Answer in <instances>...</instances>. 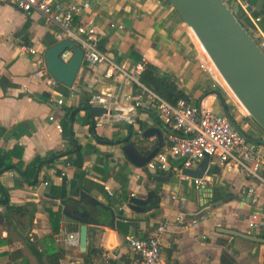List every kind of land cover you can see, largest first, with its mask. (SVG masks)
Returning a JSON list of instances; mask_svg holds the SVG:
<instances>
[{"label": "crops", "instance_id": "1", "mask_svg": "<svg viewBox=\"0 0 264 264\" xmlns=\"http://www.w3.org/2000/svg\"><path fill=\"white\" fill-rule=\"evenodd\" d=\"M60 1L90 5L75 22L94 21L100 50L106 56L96 66L83 62L74 83L75 96H67L62 107L49 102L48 81L35 77L38 66L28 49L34 47L45 55L49 48L66 39L50 28L40 14H26L0 1V157L19 147L23 169L38 166L29 182L20 172L11 170L0 176V183L7 190L11 206L36 209L29 235L32 240L41 250L39 241L52 232L50 212H61L63 220L55 240L65 246L62 240L76 233L75 228L79 233L80 225L67 218L64 211L73 206L71 199L86 192L111 207L120 218L119 247L115 251L106 247L109 229L90 232L87 253L90 247L101 250L91 264H138L139 257L130 247L129 239L147 237L163 222L169 224V232L162 241L164 264H221L224 253L235 264H264V244L222 233L232 230L264 239L260 237L264 236V230L252 231L248 226L252 215L264 213V182L245 180L212 159L204 176L211 180V185L197 189L192 181L180 176L184 159L169 156L168 171H150L146 166L135 167L123 151L124 145H135L140 138L159 145L155 133L149 139L143 137L150 130L162 133L165 150L173 135L172 128L159 120L155 106L147 101L141 107L135 106L139 89L124 73L131 75L142 59L157 68L161 76H169L194 105L204 102L224 114L215 94L218 92L238 127L249 138L264 141V131L245 113L228 87L217 75L201 69L199 58L203 51L193 31L168 0ZM245 1L252 15L262 18L264 29V0ZM237 7L242 23L249 27V19ZM94 95H119L113 110L124 111L125 116H104L94 124L87 108ZM73 108L72 123L70 119L69 122L74 138L68 142L63 137V128L59 130L50 117H56L63 126L67 111ZM131 134V139L125 142ZM259 145L264 152V145ZM60 154L65 156L50 162ZM19 161L18 157L13 159L14 164ZM201 163L190 171H199ZM37 176L38 183L34 184ZM243 187H253L255 196L241 195ZM54 199L57 204L50 203ZM5 211L0 205V214L4 216ZM99 211L104 220L110 219L109 211ZM0 231V238L6 239L8 232L3 228ZM65 248L67 254L61 264H84L87 253H82L80 247ZM20 249L26 254L23 244L14 241L0 247V254Z\"/></svg>", "mask_w": 264, "mask_h": 264}, {"label": "built area", "instance_id": "2", "mask_svg": "<svg viewBox=\"0 0 264 264\" xmlns=\"http://www.w3.org/2000/svg\"><path fill=\"white\" fill-rule=\"evenodd\" d=\"M0 1L10 4L26 14H40L50 28L57 30L60 37L73 41L76 46L83 49L84 63L96 66L106 60L105 54L99 47L98 27L94 24V21L89 20L88 23L81 24L75 22L76 17L84 15L90 9L88 3L78 6L60 0ZM233 3H236L249 19L250 25L246 28L264 51L262 18L252 15L245 0H233ZM112 27L115 28L116 26L112 25ZM118 29L123 30V27L118 26ZM202 51L203 53L199 58L201 69L209 74L217 75L223 84L224 82L219 77L208 55L204 50ZM28 52L38 66L35 77L38 79L46 78L48 81L49 102L57 107L64 106L67 96H75L74 86L68 88L52 77L43 53H40L34 47L29 48ZM72 55V51L68 50L62 55V59L68 61ZM147 66L148 61L142 59L131 75L122 72L139 89V97L135 99V106L141 107L144 101L155 106L161 123L170 126L173 130L170 146L166 147L165 150H161L146 165L150 171H168L169 156L182 158L184 162L180 171L181 178L185 181H192L197 189H202L211 185L209 178H193L183 171L190 170L196 163L209 158L210 161L217 159L227 172H236L243 176L245 180L264 182V152L259 144L245 138L233 127L224 114L216 112L207 103L202 102L200 105H194L188 98H185L179 100L176 104H170L147 89L140 83V76L147 69ZM118 100L119 95L113 97L94 95L90 104L113 110ZM50 121L56 123L59 130L62 129L56 117L51 116ZM101 123L102 121H99L97 124L100 125ZM45 185L47 184L45 183ZM240 194L254 197L256 191L253 187H243ZM248 226L252 231L264 230V213L252 215L248 219ZM168 232L169 224L163 222L146 238L132 237L129 239L130 247L139 257L138 264H164L161 261L162 241ZM62 242L68 248H79L80 234L78 232L68 234Z\"/></svg>", "mask_w": 264, "mask_h": 264}, {"label": "water", "instance_id": "3", "mask_svg": "<svg viewBox=\"0 0 264 264\" xmlns=\"http://www.w3.org/2000/svg\"><path fill=\"white\" fill-rule=\"evenodd\" d=\"M168 1L196 35L220 76L247 112L243 110L264 131V51L259 47L248 29L225 0ZM68 50L72 51L73 55L68 61H64L62 55ZM83 59V49L69 39L49 48L45 53L46 65L50 74L68 88L74 86L83 65ZM215 94L220 99L224 115L233 127L249 141L264 145V141L249 138L238 127L224 99L218 92ZM87 108L91 112L94 124L104 116L114 118L125 116L124 111L120 110H108L105 107L94 105H89ZM70 121L72 123V118ZM154 133L159 138V145L148 156H143L132 143L123 146L124 154L135 167L144 168L165 147L164 137L159 130L147 131L143 137L149 139ZM131 137L132 134L125 139V142H128ZM63 156L65 154H60L51 159L50 162H55ZM210 162V159L206 158L202 161L199 171L188 170L185 171V174L197 179L203 178L209 169ZM33 183H38V176ZM43 191L42 186L39 191L41 198L44 196ZM47 197L51 199V197ZM70 201L73 206L65 209L64 215L80 225L81 252L87 253L90 232H101L104 228L111 231L106 245L107 250L115 251L119 247L117 220L120 219L115 211L86 192H81L78 199H71ZM3 202L8 203L7 196ZM50 203L57 204L58 201L52 200ZM91 209H95L96 212ZM99 209L109 211L110 219L104 220ZM3 224L4 216L0 214V227ZM222 233L264 244V239L253 234H243L232 230H223Z\"/></svg>", "mask_w": 264, "mask_h": 264}, {"label": "trees", "instance_id": "4", "mask_svg": "<svg viewBox=\"0 0 264 264\" xmlns=\"http://www.w3.org/2000/svg\"><path fill=\"white\" fill-rule=\"evenodd\" d=\"M225 1L231 8L233 0ZM236 15L240 19L237 13ZM140 83L170 104H176L179 100L187 98L184 91L178 88V86L169 76H161L157 68L149 64L147 69L140 76ZM74 110L75 109L73 108L67 111L62 126L63 137L68 142L71 141V138H74V134L70 131L69 122L71 114ZM88 113H90L89 110ZM135 145L138 147L140 153H142L143 156L150 155L158 147L157 143H148V140L143 138L137 139ZM21 155L22 149L16 147L12 151L1 156L0 176L5 172L17 170L20 172V174H22V176H24L26 181L29 182L36 173L38 166H30L24 170V165L21 161ZM57 156L58 155H55L52 158H56ZM17 157L20 158V161L17 164H14L13 159ZM49 160L50 159H44V162H48ZM7 195V190L0 183V205L6 208L4 213V224L0 228H3L8 232V237L6 239L0 238V247L12 245L14 241H20L26 245L31 254L36 257L39 264H61L67 254V251L64 245L57 243L55 240V235L60 232L63 214L61 212H50L49 219L52 232L49 235H45L39 241L41 245L40 250L39 246L29 236L33 227L36 209L30 206L14 207L11 206L10 203L4 204L3 199ZM77 231L78 228L73 229V232ZM260 237L264 238V236ZM142 238H146V236H143ZM100 252L101 250L90 247L88 253L84 255V264H91L92 258L100 254ZM0 256L8 257L9 264H30V259L24 254L22 249L15 250L13 252H4L1 253ZM109 264L117 263L110 262ZM221 264L235 263L227 253H224Z\"/></svg>", "mask_w": 264, "mask_h": 264}, {"label": "rangeland", "instance_id": "5", "mask_svg": "<svg viewBox=\"0 0 264 264\" xmlns=\"http://www.w3.org/2000/svg\"><path fill=\"white\" fill-rule=\"evenodd\" d=\"M231 8H232V10L235 12V13H239L238 12V7H237V5H236V3H232L231 4ZM235 99V98H234ZM240 105V104H239ZM243 109V108H242ZM2 233H1V231H0V235H1ZM22 243V242H21ZM23 244V243H22ZM23 247L25 248V255L28 257V258H30V260H31V263L32 264H38L37 263V259H35V257H33V255L31 254V252L28 250V248L26 247V245H24L23 244ZM30 256V257H29ZM0 260H2L1 262H0V264H9V261H8V257H3V256H0ZM10 264H12V263H10Z\"/></svg>", "mask_w": 264, "mask_h": 264}, {"label": "bare ground", "instance_id": "6", "mask_svg": "<svg viewBox=\"0 0 264 264\" xmlns=\"http://www.w3.org/2000/svg\"><path fill=\"white\" fill-rule=\"evenodd\" d=\"M195 35V34H194ZM195 37H196V35H195ZM197 38V37H196ZM198 40V39H197ZM198 42H199V40H198ZM199 45L201 46V48H202V50H204L203 49V47H202V45L200 44V42H199ZM205 51V50H204ZM209 57V56H208ZM209 59H210V57H209ZM210 61H211V59H210ZM211 63H212V65L215 67V65L213 64V62L211 61ZM215 69H216V67H215ZM216 71H217V69H216ZM217 73H218V75H219V77L222 79V77L220 76V74H219V72L217 71ZM222 81L224 82V84L227 86V84L225 83V81L222 79ZM228 87V86H227ZM228 89H229V87H228ZM229 91L232 93V91L229 89ZM232 95H233V93H232ZM233 97L235 98V100L238 102V100L236 99V97L233 95ZM239 103V102H238ZM240 104V103H239ZM240 106L244 109V107L240 104ZM245 110V109H244ZM246 111V110H245ZM247 112V111H246Z\"/></svg>", "mask_w": 264, "mask_h": 264}]
</instances>
